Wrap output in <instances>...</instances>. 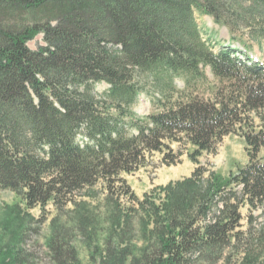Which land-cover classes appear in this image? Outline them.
I'll use <instances>...</instances> for the list:
<instances>
[{
  "label": "trees",
  "instance_id": "1",
  "mask_svg": "<svg viewBox=\"0 0 264 264\" xmlns=\"http://www.w3.org/2000/svg\"><path fill=\"white\" fill-rule=\"evenodd\" d=\"M197 11L233 43L242 28L264 41V0H0V189L27 209L84 213L78 196L100 187L110 228L91 254L99 264H264V61L247 47L214 51ZM144 92L157 111L139 116ZM233 133L248 161L208 173L199 157ZM187 145L191 175L138 197L124 174L154 154L177 164ZM52 228L53 262L79 264Z\"/></svg>",
  "mask_w": 264,
  "mask_h": 264
},
{
  "label": "rangeland",
  "instance_id": "2",
  "mask_svg": "<svg viewBox=\"0 0 264 264\" xmlns=\"http://www.w3.org/2000/svg\"><path fill=\"white\" fill-rule=\"evenodd\" d=\"M196 17L203 39L214 51H218L223 45L231 42V33L226 26L215 23L211 16L201 11L196 12ZM237 42L236 44H240L241 49L250 48L253 55H258L264 60V41L253 37L248 28H242L237 34ZM41 45H45L42 34L29 42L32 50H37ZM209 77L213 81L210 72ZM179 85L182 86V83L180 82ZM108 88L109 85L105 82L97 83L95 93L101 96L108 91ZM148 95L146 92L142 93L134 107V111L139 116L157 111ZM245 146V140L240 134H230L219 143L214 153H204L199 157V162L208 173L217 172L228 175L248 161ZM174 147L178 148V145L175 144ZM193 149L191 145L183 148L184 154L181 162L174 165L162 163L161 155L154 154L146 167L132 174H124V177L136 195L143 198L145 193L151 192L158 186L190 176L197 167V164L189 157ZM78 201L88 202L85 210L83 209L84 213L80 210L82 205L73 204L63 210H58L50 204L44 212L40 207L27 209L16 192L0 189V264H3L5 257L11 255L16 257L17 264H55L48 246V241L53 234V223L57 225V231L60 232L59 238H64L69 243L68 245L75 249L79 264H99L96 260H92L91 254L97 253L96 249L102 245L110 228L109 221L105 220V193L100 187L90 192L83 191L78 196ZM241 211L244 217L243 225H245L248 210L243 208ZM85 213L90 216L91 221L87 228L84 227L86 231L79 227ZM256 215L258 220L264 219V214L260 211H257ZM135 225L139 236L140 225L137 219H135ZM261 251H264V248ZM261 260H264V252Z\"/></svg>",
  "mask_w": 264,
  "mask_h": 264
}]
</instances>
